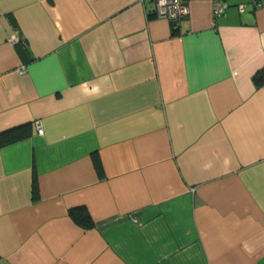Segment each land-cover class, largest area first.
Instances as JSON below:
<instances>
[{"label": "crops", "instance_id": "0c3cea01", "mask_svg": "<svg viewBox=\"0 0 264 264\" xmlns=\"http://www.w3.org/2000/svg\"><path fill=\"white\" fill-rule=\"evenodd\" d=\"M224 1L173 34L153 0H0V264H264V0Z\"/></svg>", "mask_w": 264, "mask_h": 264}, {"label": "built area", "instance_id": "2783aa9c", "mask_svg": "<svg viewBox=\"0 0 264 264\" xmlns=\"http://www.w3.org/2000/svg\"><path fill=\"white\" fill-rule=\"evenodd\" d=\"M155 4V15L157 17L168 19L171 23H174V27H179L181 21H183L189 13V2L192 0H153ZM212 4V13L214 17L222 15L227 9L228 5L224 0H208ZM258 5V3H256ZM238 9L243 11L244 6L239 5ZM20 38L16 35H11L8 38V42L13 43ZM25 67L19 68V73L23 74ZM36 128L41 131V126L36 123Z\"/></svg>", "mask_w": 264, "mask_h": 264}, {"label": "trees", "instance_id": "16d2710c", "mask_svg": "<svg viewBox=\"0 0 264 264\" xmlns=\"http://www.w3.org/2000/svg\"><path fill=\"white\" fill-rule=\"evenodd\" d=\"M156 17L157 16L155 15V13L148 14V19H153ZM171 26H172V33L177 34L179 27H174L175 26L174 23H171ZM253 81L257 87L264 85V69H261L260 71L254 74ZM14 132H15V129H11L7 132L0 134V146H4L8 143L15 142L19 140L20 138H23L26 136L25 132H22V131L17 132V133H14ZM96 164L99 167L97 160H96ZM70 216L72 220L74 221V223H76L78 226L82 228L87 229L92 226V219L90 215L88 214V212L83 208H76V209L70 210Z\"/></svg>", "mask_w": 264, "mask_h": 264}]
</instances>
